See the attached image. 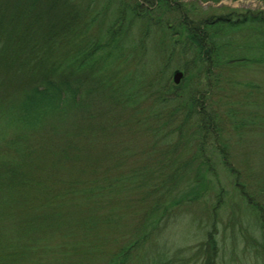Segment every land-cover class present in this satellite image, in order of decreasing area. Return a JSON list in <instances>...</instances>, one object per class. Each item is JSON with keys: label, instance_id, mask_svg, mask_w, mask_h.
<instances>
[{"label": "rangeland", "instance_id": "obj_1", "mask_svg": "<svg viewBox=\"0 0 264 264\" xmlns=\"http://www.w3.org/2000/svg\"><path fill=\"white\" fill-rule=\"evenodd\" d=\"M107 1L110 9L106 15L113 13L112 10L119 4L118 0ZM173 1L183 11L187 10L192 19L223 16L231 10L239 13L247 10L264 11V2L259 0H221L217 3ZM173 6L174 2L166 1L154 7L150 10L149 25L137 22L126 32L128 37H123L124 61L120 68L122 78L130 80L128 87L131 92L141 98L136 113L130 109H120V106L108 113L107 109L114 105L105 90L101 94V115L98 118L99 123L107 127L105 131H94L90 127L85 130L88 134L79 137L75 127L80 125V120L75 112L73 121H65V125L60 130L58 127L57 133L51 137L53 153L47 155L48 162L33 170V175L42 179L47 188L44 193L43 190L27 192L29 198L26 201L32 203L35 213L44 212L49 216L53 227L39 240L45 249L33 254L27 252L20 264H105L109 259L106 254L113 253L111 244L119 248L131 245L132 236L134 242L140 239L131 233L146 216L144 208L152 200L150 187L151 190L161 188L159 177L169 175L174 166L180 167L183 176L176 183V188L172 189L168 202L178 203L173 207L174 216L159 241L162 244L165 242L171 250L185 247L195 250L205 239L207 230L214 226L217 229L214 237L218 243V264H262L256 258L263 259L262 255H256L255 259L251 250L253 239L260 241L259 236L262 235L256 211L250 210L253 203L248 206L238 195L235 183L221 161L215 158V149L209 141L206 143L204 159L201 158L200 139L194 130L196 119L190 120L188 104L190 94L201 96L204 108L217 128L219 147L224 150L230 168L234 169L240 183L237 189L250 195L251 202H264V47H260L255 36L260 30L242 27L221 32L216 40L219 42L218 53L209 63V72L208 66L199 60L196 52L187 47L182 36L180 16L170 10ZM136 68L147 69L149 75L130 77ZM175 71L182 73L178 84L172 81ZM162 73H166L169 85L174 87L171 92L175 93L173 100L165 106L153 104V101L164 100L171 94H165L155 80ZM92 98L89 97V104L93 102ZM164 102L167 100L163 101V105ZM6 121V118L1 119L3 126ZM72 122L75 125L71 130ZM82 129L80 125L78 133L83 132ZM9 131L15 134V130ZM71 143L84 146L86 152L87 161L81 165L86 170L84 172L80 167V179L86 180L87 172L94 170L99 181L104 177L102 173H105V180L110 177L124 182L119 196L112 202L121 218L115 224L117 227L112 230L103 227L105 230L99 236L108 240L94 250L89 249L86 255L78 256L70 248L71 243H86V239H89L85 236L84 239L82 231L77 229L80 214L59 209L60 204L65 205L63 200L68 195L66 185H60L59 182L73 174L67 168L72 163L60 155L54 156L55 160L53 158L54 153ZM203 161L212 166L211 171L202 165ZM93 166H97L98 172ZM136 181L141 185L139 192L132 187ZM220 190L223 195L217 203L215 195ZM50 199L58 200L54 212ZM107 202L111 204V199L84 196L83 210H89L87 214L91 215L97 203L105 207ZM211 205L217 207L212 215ZM20 209L17 208V211ZM59 211L61 216L57 218L54 213ZM4 224L12 225L7 222ZM144 242L142 246L155 243L149 235L144 238ZM139 243H142L141 239ZM124 259L126 264H134V255L126 254Z\"/></svg>", "mask_w": 264, "mask_h": 264}, {"label": "trees", "instance_id": "obj_2", "mask_svg": "<svg viewBox=\"0 0 264 264\" xmlns=\"http://www.w3.org/2000/svg\"><path fill=\"white\" fill-rule=\"evenodd\" d=\"M118 1V7L112 10L113 13L106 15L110 9L107 0H0V264H20L27 252L33 254L45 249L39 240L53 227L52 221L44 212L35 213L32 203L29 204L26 199L29 198L27 192L43 190L44 193L47 188L42 179L33 175V170L48 162L46 157L49 152L53 153L54 145L51 137L57 133L58 127L60 130L65 121H73L76 112L79 124L84 129L78 133L80 125L75 127L79 137L88 134L85 130L90 127L94 131H105L107 127L98 121L101 115V94L105 90L114 105L107 109L108 113L117 106L136 113L141 98L131 92L128 87L130 80L122 78L120 68L124 61L123 42L128 37L126 32L135 23L149 25L151 9L166 1L174 2V9L170 10L174 15L177 13L180 16L182 36L185 37L187 47L196 52L199 60L208 66L209 72V63L218 53L219 42L216 40L223 31L242 27L259 28V35L255 34L258 37L256 40L260 47H264V11L247 10L239 13L231 10L223 16L192 19L188 16V11H183L173 0ZM200 1L217 3L221 0ZM102 24L106 25L98 28ZM135 70L130 77L149 75L147 69ZM165 74L162 73L155 80L165 94H171L164 100L158 98L160 101L155 100L153 104L165 106L174 98L175 93L171 92L174 87L169 85ZM89 97L97 101L96 104L92 98L91 108ZM165 100L167 102L163 105ZM188 101L190 120L196 119L194 130L200 139L201 158L204 159L206 143L209 141L215 149V158L221 161L224 170L235 183L238 195L248 206L253 203L249 209L256 211V221L262 235L259 236L260 241L253 239L251 250L254 258L262 255L263 259L256 258L264 264V202H251L250 195L237 189L240 183L234 169L230 168L224 150L219 147L217 128L204 108L201 96L190 94ZM3 118L7 120L4 126L1 123ZM74 125L72 122L71 130ZM11 129L15 130L14 135L9 131ZM54 154V160V156L60 155L72 163L67 168L73 174L65 176L64 181L59 182L68 188V195L63 200L65 205L60 204L59 209L80 214L77 229L82 231L84 239H89H86V243H71L70 248L76 251L77 256L86 255L89 249L94 250L108 240L99 236L105 230L103 227L107 230L117 227L115 224L121 218L112 202L119 196L124 182L110 177L105 180V173H102L104 177L99 181L94 170L87 172L86 180L80 179V167L87 161L82 145L71 143ZM203 162L202 165L211 171L212 166ZM96 167L93 166L95 170ZM81 168L85 172V167ZM180 170V167L174 166L169 175L159 177L161 188L151 190L150 187L152 200L144 208L146 216L131 233L134 237L138 235L142 243H139L140 239H135L134 242L132 236L131 245L117 248L115 244H111L113 253L106 254L109 259L105 264H126V254L134 255V264H218V243L214 237L217 229L214 226L207 230L205 239L195 250L189 247L171 250L165 242L162 244L159 241L174 216L173 207L178 203L176 201L169 204L168 199L172 195V189L176 188V183L182 179ZM126 182L129 183L127 180ZM132 187L136 192L141 189L138 181ZM222 195L221 190L216 193L217 203ZM84 196L107 197L111 199V204L107 202L103 207L97 203L96 208L90 212L91 215H88L89 210H83ZM50 203L54 212L58 200L50 199ZM17 208L21 209L17 211ZM216 208V205H211L210 215ZM54 216L59 218L61 212H55ZM5 222L12 225H6ZM148 235L155 243L142 246L147 243L144 238ZM121 238L123 237L119 239Z\"/></svg>", "mask_w": 264, "mask_h": 264}, {"label": "water", "instance_id": "obj_3", "mask_svg": "<svg viewBox=\"0 0 264 264\" xmlns=\"http://www.w3.org/2000/svg\"><path fill=\"white\" fill-rule=\"evenodd\" d=\"M181 77H182V73L181 72H179V71H176L174 74H173V83L174 84H178L179 83V81H180V79H181Z\"/></svg>", "mask_w": 264, "mask_h": 264}]
</instances>
